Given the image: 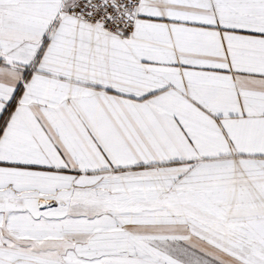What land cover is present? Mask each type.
<instances>
[{
    "label": "snow or ice",
    "instance_id": "6c2138e0",
    "mask_svg": "<svg viewBox=\"0 0 264 264\" xmlns=\"http://www.w3.org/2000/svg\"><path fill=\"white\" fill-rule=\"evenodd\" d=\"M0 264H264V0H0Z\"/></svg>",
    "mask_w": 264,
    "mask_h": 264
}]
</instances>
